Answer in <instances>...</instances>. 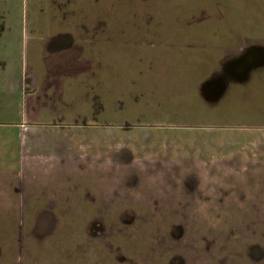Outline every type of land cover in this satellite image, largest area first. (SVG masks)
I'll return each mask as SVG.
<instances>
[{"label":"rangeland","instance_id":"obj_1","mask_svg":"<svg viewBox=\"0 0 264 264\" xmlns=\"http://www.w3.org/2000/svg\"><path fill=\"white\" fill-rule=\"evenodd\" d=\"M185 1L189 6L181 8L174 1L162 7L156 0H72L59 8L52 0H0V17L25 18L27 32L97 37L96 43H80L84 47L67 60L68 51L40 57V66L57 64V98L47 106L63 128L47 133L42 158L24 172L16 107L0 103V141L7 145L0 173V264H264V130L255 129L264 112L253 110L256 94L245 96L249 116L218 119L224 127H210L213 121L203 118L200 130L202 118L194 115L203 106L195 89L204 76L201 56L219 38L212 40L210 31L249 20L244 36L251 43L264 38V0ZM147 13L153 16L151 34ZM48 17L54 22L44 23ZM98 20L111 35L97 29ZM257 75L264 78V66L251 72V91L258 88ZM108 99L117 104L108 105ZM128 127L133 130H122ZM210 128L220 131L211 137L204 131ZM210 138L215 147L202 150ZM232 141L244 142L241 154L249 161L232 166L234 171L217 163ZM115 159L127 165L108 180L111 171L100 166ZM179 161L185 162L180 171L186 181H199L185 191L174 183L177 175L184 179ZM105 201L123 208L122 214L94 216V209L109 206ZM46 204L70 214L29 213ZM96 225L101 231H94Z\"/></svg>","mask_w":264,"mask_h":264},{"label":"crops","instance_id":"obj_2","mask_svg":"<svg viewBox=\"0 0 264 264\" xmlns=\"http://www.w3.org/2000/svg\"><path fill=\"white\" fill-rule=\"evenodd\" d=\"M53 19L52 17H48L44 23L51 24L54 22ZM61 19L62 21L65 20L63 17ZM25 23L26 19L19 16L0 17V103H6L7 108L16 107V114L20 120L18 121L19 123H16L17 125H13L18 127L19 131L21 129L24 133L18 142L19 144L22 141L18 145V151L21 153V156H25L24 158L22 157L24 160L20 162L21 171L23 170V172L28 165L33 166L38 161L37 159L40 160L42 158L40 157V151L44 146H49L48 144L42 143V139L49 135L47 133H59L63 128L55 120L53 112L47 106L50 101L53 102L55 101V97L57 98L56 92L53 89L54 79L57 77L55 76L57 73L55 66L57 64H53L54 61L51 60L47 66H40L44 63L40 57L45 53L53 57L56 53L68 51L69 55L66 56L67 60L72 54L75 55L74 52L76 50L83 48L87 43L89 45L96 43L97 39L94 33H86L83 35L79 31L37 34L31 28L27 32ZM227 24L220 32L217 29L214 31L212 28L209 34L212 36V40L216 39L214 35L219 38L217 39V43L211 44L209 51L203 55L204 57L201 56L204 76L201 80L197 81L195 89L203 106L201 105L198 110H194V115H199L198 119L202 118V122L198 124V127L201 128L200 130H202L203 122L207 120L213 121L212 125L209 124L210 127L213 125L215 127H224L226 124H216L218 119L229 120L249 116L250 108L246 106L245 96L251 94H256L255 98L258 99H256V109L253 110L257 113L262 112L259 102V92L256 91L258 88L251 91L249 89L250 85L248 84L251 70L259 66L250 69L246 77H244L243 74H240L241 68L239 69L238 64H236L249 52L243 55L239 54L240 51H243V46L251 43L249 42L251 39L248 36H244L245 30L248 28L249 20L245 22L229 21ZM235 39H244L246 42L244 43L243 41L234 44ZM252 41L264 42V38L254 37ZM255 47L259 48V46ZM234 57L236 58L233 59ZM260 77V75H257L255 78L254 87H258L259 82L257 78ZM207 84L210 85L211 90L221 89V92L217 96L214 93H206L203 91V88ZM103 103H105L104 100ZM115 104H117V100L108 99V105ZM112 111L115 112V108ZM0 117V119H4L3 115ZM203 118L205 119L204 121ZM263 125L264 123L256 126L255 129L264 130ZM130 128H124L122 130H133ZM211 129L204 130L210 132L209 135L211 137H215L220 131ZM106 130L108 129L104 131ZM12 132V129H8L5 135L9 136ZM0 137L4 139L2 134H0ZM212 141L211 138L205 139L204 143L200 144V148L202 150L205 148L212 149L215 147ZM1 143L3 142L0 141V169H2L0 173L2 174L4 173V159H6L4 153L7 151V145ZM230 144L227 146L229 151L226 152L224 158L223 156L219 158L217 160L219 162L217 163L220 165V162H222L231 167L247 165L249 161L243 159V155L241 154L242 149L246 147L244 142L232 141ZM28 153L29 155H25ZM227 156L229 158H226ZM24 177L25 175L22 174V178ZM4 182L0 179V184H4ZM17 183L20 184V182ZM18 213H21V215L25 214L24 211ZM29 213L40 215L42 212L36 211Z\"/></svg>","mask_w":264,"mask_h":264},{"label":"flooded vegetation","instance_id":"obj_3","mask_svg":"<svg viewBox=\"0 0 264 264\" xmlns=\"http://www.w3.org/2000/svg\"><path fill=\"white\" fill-rule=\"evenodd\" d=\"M70 1H72V0H65V3L63 4V5H61V3H58V4H56V2H55V0H52V6L53 7H55V6H57V7H65L66 6V4H68ZM137 1H141V2H146L147 4H148V2L149 1H151L152 3H153V1L154 0H137ZM156 1H159V2H161V4H162V7H163V5L165 4V1H174V2H177V4L181 7V8H184L183 6H189V4H190V2H189V4L188 3H186V1L185 0H156ZM185 4V5H184ZM64 17V16H63ZM152 17L153 16H151L149 13H147V15L144 17V18H146V20H145V30H146V33L147 34H151V33H153V31H152V27H151V22H152ZM98 23H99V25L97 26V29L102 33V34H104V35H111V33H108V29H107V24L105 23V22H103V20H98ZM94 27V29H96V27H95V25H93ZM135 28H137V30H141L139 27H135ZM107 29V30H106ZM106 31H107V33H106ZM142 31V30H141ZM110 32V31H109ZM145 33V34H146ZM96 35V34H95ZM147 36V35H146ZM106 37H108V36H106ZM109 38V37H108ZM263 45V47L261 48V46ZM255 46H259V48H260V50H251V48H253V47H255ZM242 50L243 51H240V55H243V54H245V53H247L248 51V53L247 54H249V56L251 57V58H255V57H257L256 59H264V42L262 41V42H260V41H252V43H250L249 45H247V46H243V48H242ZM251 52V53H250ZM246 54V55H247ZM239 55V56H240ZM236 57H234L233 59H235ZM236 64H238L237 66H238V68L240 69L241 68V65L239 64V63H236ZM264 65H262V66H259V67H257V68H254V69H252L251 70V72H253V71H255V70H257L258 68H260V67H263ZM251 72H250V74H251ZM250 74H249V77H250ZM248 81H249V79H248ZM257 81L259 82L258 83V89H259V102H260V107L262 108L261 110L264 112V78H257ZM262 93V94H261ZM260 94H261V96H260ZM263 129H264V125H263ZM127 152V151H126ZM125 151H123L122 152V154H124V156H125V154H127ZM130 154V153H129ZM179 162H184V161H179ZM178 162V163H179ZM130 163H131V165H132V162L130 161ZM110 164V163H109ZM127 165V162H126V160H118L117 161V159H115L114 161H113V163H111L110 164V166H106L105 164L104 165H101L100 167L102 168V170H104L106 173L108 172V171H111V173H112V176H110L109 177V179L108 180H110V179H114L113 177H116V175L117 174H120V171H121V168L122 167H125ZM129 165V164H128ZM167 167H170L171 169H173V171H175L174 170V168H172L171 167V163L170 164H167L166 165ZM184 166H186L185 165V162L181 165L180 163L178 164V167H177V172H179V174H181V176H182V178H186V173L184 172V171H180V168L181 167H183L184 168ZM195 166V168H197V167H201L202 165H200L199 164V166H196V164L194 165ZM205 166H206V164H205ZM149 166L147 165V168H148ZM199 167V168H200ZM206 167H208V166H206ZM211 167V166H210ZM219 167H229V168H231V171H234L233 169H232V167L231 166H229L228 164H220L219 165ZM135 168V166H133V168H131V170H133ZM212 168V167H211ZM106 169L108 170V171H106ZM172 171V170H171ZM194 171H196V169L194 170ZM194 171H193V174H194ZM199 172H200V170H199ZM101 178H100V183H102L103 181H106L105 180V177H106V174L104 173V172H102L101 171ZM137 177V176H136ZM135 177V178H136ZM177 178V181H175L174 183H178V185L180 184V186H181V189H183L184 191H185V188H190L191 186H194V185H197L198 184V178H196V176H194V179H193V182H191L190 181V183H189V181H186V179L184 180H180V178H179V176L177 175L176 176ZM196 178V179H195ZM116 179V178H115ZM104 183V182H103ZM261 184H263L262 185V187H263V189H264V171H262L261 172ZM187 185H190V187H187ZM191 189V188H190ZM264 194V193H263ZM264 196V195H263ZM229 200H231V199H229ZM239 200V199H238ZM222 201H224V200H222ZM106 202V205H109L108 207H110V208H108V207H102V208H99V209H94V213H93V215L94 216H97V215H101V216H103V215H120V214H122V209L123 208H121V207H119V208H117V207H113V208H111L112 207V205H111V203L109 204V202L108 201H105ZM214 205H217V203L216 204H214ZM219 205V204H218ZM259 205H260V208H259V215H262V216H264V197H263V199H262V202H260L259 203ZM48 205L46 204V207H45V209H42V213L40 214V215H37V216H55V215H60V214H65V215H69L70 213H66V212H64L63 213V211L61 210V209H56L55 210V208L53 209V208H51V206L48 208L47 207ZM114 206H116V205H114ZM113 209V210H112ZM112 210V211H111ZM231 211L233 210L232 208L230 209ZM85 211V210H84ZM88 211V210H87ZM221 211H212L211 213L212 214H215V215H218V214H221L220 213ZM83 215H90V213L89 212H85V213H82ZM223 214H224V212H223ZM231 214H239V213H234L233 211H232V213ZM241 214H243V213H241ZM94 231L95 232H99V231H101V227L100 226H94Z\"/></svg>","mask_w":264,"mask_h":264},{"label":"water","instance_id":"obj_4","mask_svg":"<svg viewBox=\"0 0 264 264\" xmlns=\"http://www.w3.org/2000/svg\"><path fill=\"white\" fill-rule=\"evenodd\" d=\"M257 49L260 50V48H257V47L253 48V50H257ZM256 58L257 57L251 58L248 54L243 59H241L238 62L241 65L240 74H243L244 77H246V75L250 69H252L253 67H256V66H260L261 64L264 63V59H256ZM220 90L221 89H214V90L212 89L211 90V87L208 84L203 88V91H205L206 93H208V94L214 93V94H216V96H217V94H219L221 92Z\"/></svg>","mask_w":264,"mask_h":264}]
</instances>
